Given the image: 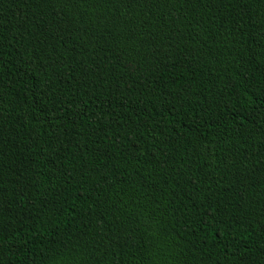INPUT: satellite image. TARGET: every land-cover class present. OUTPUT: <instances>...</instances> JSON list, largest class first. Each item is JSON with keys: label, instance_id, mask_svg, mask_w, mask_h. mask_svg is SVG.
Masks as SVG:
<instances>
[{"label": "trees", "instance_id": "1", "mask_svg": "<svg viewBox=\"0 0 264 264\" xmlns=\"http://www.w3.org/2000/svg\"><path fill=\"white\" fill-rule=\"evenodd\" d=\"M0 264H264V0H0Z\"/></svg>", "mask_w": 264, "mask_h": 264}]
</instances>
